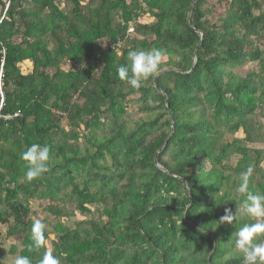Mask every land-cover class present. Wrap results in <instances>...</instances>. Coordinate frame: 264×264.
Here are the masks:
<instances>
[{"label": "trees", "instance_id": "obj_1", "mask_svg": "<svg viewBox=\"0 0 264 264\" xmlns=\"http://www.w3.org/2000/svg\"><path fill=\"white\" fill-rule=\"evenodd\" d=\"M195 1L0 0V226L31 264L47 250L29 249L33 220L23 200L33 199L59 220L51 252L61 264H243L233 235L254 221L243 209L233 224L220 218L226 208L236 213L248 166L250 188L264 193V149L250 147L264 135L249 119L264 110V76L233 73L250 63L264 72L255 44L264 0H225L217 22L208 0ZM144 14L154 22H138ZM194 30L203 41L193 62ZM153 49L168 57L156 85L152 76L134 89L118 77L130 51ZM133 95L147 118L131 127L124 119ZM239 131L243 138L224 142V132ZM32 143L50 148V170L28 183L20 154ZM66 205L83 215L96 208L98 222L67 227Z\"/></svg>", "mask_w": 264, "mask_h": 264}, {"label": "clouds", "instance_id": "obj_2", "mask_svg": "<svg viewBox=\"0 0 264 264\" xmlns=\"http://www.w3.org/2000/svg\"><path fill=\"white\" fill-rule=\"evenodd\" d=\"M163 57L164 53L157 49L130 51L128 53L129 63L121 65L117 69L118 77L134 89H138L144 81L149 80L158 72ZM151 102L149 100V103ZM50 158V148L47 145L32 143L20 154V159L24 162L26 169L23 179L32 183L41 178L50 170ZM253 172L254 168L248 166L239 174V183L235 191L243 199L235 214L231 208L225 209L220 223L233 224L234 221H238L242 215L241 209H243V215L251 218L254 222L243 224L234 233V250L242 256L243 264H264V193L253 191L250 188ZM45 230L46 225L40 219L33 221L30 250L47 248ZM0 264H4V261ZM14 264H31V261L27 256H18L15 258ZM38 264H61V261L51 251L45 250Z\"/></svg>", "mask_w": 264, "mask_h": 264}, {"label": "rangeland", "instance_id": "obj_3", "mask_svg": "<svg viewBox=\"0 0 264 264\" xmlns=\"http://www.w3.org/2000/svg\"><path fill=\"white\" fill-rule=\"evenodd\" d=\"M227 3L225 0H208L205 5L204 9L209 11L208 19H210L213 22H217L220 16H223L225 14V11L227 9ZM3 17V12L0 7V18ZM138 22L142 24H152L154 22V18L150 14H144L142 15ZM132 29V28H131ZM130 38L132 39L135 37L134 35V29L130 30ZM133 33V34H132ZM141 39V38H138ZM255 44L260 46L261 49L264 50V37L260 39L255 40ZM127 47H130L131 44L125 43ZM108 46V41L103 42V48H106ZM195 61V58L193 57V62ZM168 62V57L164 56L163 60L161 62V65H166ZM23 73H27V71L31 68L30 63H25L20 66ZM64 70H73L74 66L72 64H67L63 67ZM167 70V68H164L162 71ZM161 72V71H160ZM160 72H157L153 77H156ZM233 73L235 75L241 76V77H247L248 75H258V76H264V72L261 70L260 65L258 63H250L246 64L243 67H239L233 70ZM128 91V89H126ZM138 95L128 96L127 98V115L124 119L130 126L134 125L136 122H139L142 119L147 118V115L140 112L138 105H136L134 102L137 99ZM249 119L252 120L253 125H256V128L260 131L261 135H264V110L261 108L258 110V112L254 116H250ZM103 121V120H102ZM63 126L65 127L66 121H63ZM132 127V126H131ZM66 131H69V128H65ZM83 127L76 131L79 133L80 138L79 141H77V146L84 151L86 148H88L87 143L83 139V135L87 134L86 131H83ZM225 131V130H224ZM227 132H224V142H230L234 137L243 138L242 133L239 131L236 135L234 134H226ZM98 134H101V132H98ZM73 143V142H71ZM251 148H257V149H264V142H260L257 145H250ZM238 160V157H232L231 162L236 163ZM210 166H208L209 168ZM261 168L264 170V163L261 165ZM23 203L28 206L30 209V217L34 221L35 219H40L45 225L46 229L48 230L50 236V241L47 242V250H52V241L55 239L54 235L52 234L51 230L56 225L59 220L57 217L51 215L47 211V204L46 202H42L38 199L33 200H23ZM65 208L68 212L72 213V216L68 219L60 220L61 222L65 223L67 227H70L72 229H75L78 225V223L82 222H88V221H97L98 222V216L99 212L96 210V208L91 207V214L83 215L77 211H75L74 207L70 205H66ZM104 219V218H103ZM0 231L2 237H0V262L4 261V264H14V260L16 257L20 255V251L23 248L20 245V241L17 239H11L6 240V233L8 231V226H0ZM14 249V253L11 254V250Z\"/></svg>", "mask_w": 264, "mask_h": 264}, {"label": "water", "instance_id": "obj_4", "mask_svg": "<svg viewBox=\"0 0 264 264\" xmlns=\"http://www.w3.org/2000/svg\"><path fill=\"white\" fill-rule=\"evenodd\" d=\"M197 1H199V0H196L195 2H197ZM195 2H193L192 3V5H191V7H190V10H189V14H188V19H187V23H188V25H190V20H191V14H192V11H193V7H194V5H195ZM194 31H196V30H194ZM197 33H199L200 35H201V40H200V43L198 44V46L196 47V50H195V54H194V58H195V56H196V53H197V51H198V49H199V47H200V45H201V43H202V41H203V33H201V32H198V31H196ZM193 69H194V67L191 69V71L189 72V73H186V75H189L192 71H193ZM163 71H161L156 77H154V83H155V85L157 84V77L162 73ZM167 145V142L165 143V146ZM164 149H161L157 154H156V157H155V162L157 163V157H158V155L163 151ZM159 167V166H158ZM160 168V167H159ZM161 170H163V168H160ZM164 171V170H163Z\"/></svg>", "mask_w": 264, "mask_h": 264}, {"label": "built area", "instance_id": "obj_5", "mask_svg": "<svg viewBox=\"0 0 264 264\" xmlns=\"http://www.w3.org/2000/svg\"><path fill=\"white\" fill-rule=\"evenodd\" d=\"M132 30V29H129V31ZM131 33V32H129ZM2 98H3V95H2ZM3 104H4V100L2 99L1 102H0V113H1V110H2V107H3ZM14 117H18V114H16ZM0 118L1 117V114H0ZM7 119H12V117H7Z\"/></svg>", "mask_w": 264, "mask_h": 264}]
</instances>
